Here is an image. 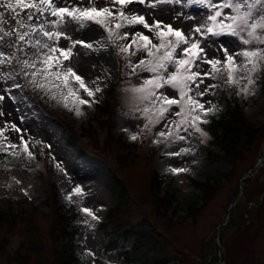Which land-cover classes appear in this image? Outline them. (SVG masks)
<instances>
[{"label": "rangeland", "instance_id": "1", "mask_svg": "<svg viewBox=\"0 0 264 264\" xmlns=\"http://www.w3.org/2000/svg\"><path fill=\"white\" fill-rule=\"evenodd\" d=\"M7 2L0 0V5ZM11 2L15 5V0ZM228 2L146 0L141 4L134 0L122 9L125 13L144 16L150 24L161 21L163 25L181 30L188 43L177 47L174 58H184L182 49L194 42L200 44L203 49L199 54L201 58L196 60L197 67H193L192 71L201 73L199 79L203 83L196 88L189 82L192 91L187 95L203 103L205 109L215 106V111L202 116L207 123L198 124L206 135H201L189 125H181L177 130L176 124L182 117L175 113L181 111L182 105H172L156 122L155 109L159 104L154 106L150 100L143 98L145 94L134 91L143 87L146 79H153L156 75L167 78L175 72L171 64L167 72L161 70L158 74L139 68L133 72L129 63L135 65L141 59L152 58L143 48L137 51L136 44L130 49L135 55L120 51V46L130 43L131 34L136 31L149 36L152 44L159 45L156 29L149 32L139 24L123 27L119 32L128 33L129 40H122L110 36L106 29L92 22H77L65 17L64 22L58 24V18L51 16L50 10L41 15L33 9L21 11L17 8L16 12L20 15L16 16L13 11L0 6V18L4 21L0 23V53L3 54L0 56V97H3L0 99V130L6 129L0 136V149L16 159L0 162V207H4L3 210L9 206L21 210L17 219L10 223H7L9 220H0V264H53L51 247L56 240L59 244L61 238L52 236L54 232L49 230L52 222L55 224L51 218L52 210L55 209L54 215L59 218L58 211L65 208L68 211L73 205L75 209L72 210L77 211L73 223L85 228L83 233L75 234L73 238V248L81 251L78 264H154L150 259V249L158 246L161 256L166 257V262L159 264H264V60L261 56L264 29L257 28L254 36H249L248 33L253 31L251 27L234 24L233 34L226 25L233 23L230 17L236 16L238 10L223 7ZM153 3L155 7L151 6ZM55 4L70 8L95 6L109 7L117 12L121 10V6L114 4L113 0H55ZM216 11H220L221 16L213 21L210 17ZM244 11L239 9V14ZM252 13L259 19L258 8L252 9ZM29 14L33 15L32 21L27 19ZM224 14L227 20H224ZM17 19L37 28L43 25L45 31L61 35L58 40L55 37L49 40L37 31L21 42L14 31L18 28ZM80 23L85 26L80 27ZM197 27L201 29L199 33L194 31ZM208 28H212V32H208ZM259 32H262L260 36ZM136 39L138 44L143 43L138 37ZM168 40L175 43L174 37H168ZM245 40L249 43L245 44ZM36 41L51 47L71 49L69 60L60 58L63 67L59 70L63 72L71 67L90 88L101 89L88 97L69 77V87L78 90L81 98L92 102L90 107L74 102L75 98L69 95L63 78L45 82L42 76L37 75L35 79L38 82L46 83L43 89L33 83L32 73L44 67L39 60L48 52L47 49L33 47ZM76 41H85L92 47H83L79 43L73 46ZM169 50L171 48L161 49L157 55ZM225 51L233 55L240 69L235 73L233 82L228 80L224 67ZM244 51H256L260 55L249 62L241 55ZM118 53L126 59L122 69L118 65ZM55 55L59 56V53ZM205 59L221 61L217 66L220 71H213L210 64L204 63ZM25 61L36 63V68L25 67ZM253 63L255 70H252ZM227 85L234 90L231 95L237 105L236 112L251 128L246 134L248 137L236 138V148L230 152L224 151L223 141L220 143L207 126L208 121L217 118L224 108L218 91L222 88L224 92ZM201 91L204 92L202 97L197 95ZM156 92L157 95L164 94L180 101L178 89L171 85L164 84ZM65 99L72 110L64 107ZM76 107L83 115L75 114ZM145 109L149 111L146 113ZM199 113L200 110H197L193 114ZM149 119L153 123H149ZM187 119L191 121V116ZM13 126L20 131H15ZM170 130L171 135H159ZM132 135H136L137 139H131ZM181 136L184 139L178 138ZM66 139L74 144L68 145ZM9 143L17 147L9 148ZM24 143L27 144V152L24 151ZM80 148L83 152L79 155ZM35 151L44 154L46 151L53 152L58 172L54 169L47 171L43 160L39 165L35 161L34 165H28L29 156ZM260 156L262 160L258 168L250 170L258 164ZM173 169L186 171L174 173ZM112 173L117 174L118 182L130 194L142 195L143 200L137 203L135 196L136 199L132 197L133 202L121 198L119 211L108 217L107 208L117 197L115 187L118 186L110 184ZM158 174L164 182L160 192L169 183L175 190L173 198L169 197L172 205L167 209L160 200L157 201L160 193L150 186L152 176ZM168 174L174 176L170 178ZM211 180L215 182L212 184ZM51 181L56 195L48 196V183ZM196 181H205V187L202 186V190L196 188L192 184ZM77 187L82 189V195L74 192ZM207 189L210 191L207 192ZM19 197L24 199L18 200ZM235 198L238 199V206L234 211L230 209L225 216ZM188 201L197 205L196 210H187ZM243 205V213L250 209V217L242 213L238 215ZM84 208L91 210L96 219L82 211ZM105 214L108 217L106 227L110 228L111 234L108 236L110 244L107 245L106 241H102V231L95 225L98 220L106 218ZM241 216L246 228L239 225ZM136 220L140 237L136 238L133 252L126 257L124 250L130 248L136 236L120 234L127 227L126 221ZM115 221L119 226L113 223ZM218 251L222 253V261L217 260Z\"/></svg>", "mask_w": 264, "mask_h": 264}, {"label": "snow or ice", "instance_id": "2", "mask_svg": "<svg viewBox=\"0 0 264 264\" xmlns=\"http://www.w3.org/2000/svg\"><path fill=\"white\" fill-rule=\"evenodd\" d=\"M135 2L143 4L146 2V0H135ZM172 2L178 3L179 0H172ZM198 2L204 3V0H198ZM113 3L120 5L121 10L117 12L109 7L97 8L95 6L85 8H70L68 6H57L55 4V0H38V2L37 0H31V2H26V0H15V5H13L11 0H8L6 4L0 6L6 7L7 9L13 11L16 16L20 15L19 12H16L17 8H19L21 11H24L25 9H33L36 12H39L41 15H43L46 11L50 10V15L58 18V24H62L65 20V17H68L71 20L77 22L88 21L100 25L108 31V34L110 36H115L117 39L122 40H129L128 33L121 34L119 32V29L123 27L135 26L139 24L142 25L149 32L153 31V29H156V36L160 40L159 45L152 44V41L149 36L144 35L139 31H136L131 34L130 43L120 46V51L122 53H128L129 55H135L136 53L130 52V49L132 48L133 44H136L137 51L143 48L145 51H147V55L152 58L150 60L141 59L135 65L129 63V67H131L133 72H136V70L139 68L142 71H148L154 74H158L161 70L167 72L169 64L175 67V72L171 73L167 78H165L163 75H156L153 79H146L144 81V86L134 89V91L145 94L143 98L150 100L154 106L157 103L159 104V107L155 109L156 122H158L159 119H162L164 117L165 113L169 111L172 105H182L181 111L175 113L176 115L182 117L179 123L176 124L177 130L180 128L181 125H189L191 127H194L197 132L201 133V135H206V133L202 131L198 124L207 123L206 120L202 119V116H207L209 112L215 111V106L209 109H205L203 103H200L194 97L187 95L189 92L192 91V88L189 86V82L191 84H194L196 88H199L200 84L203 83V80L199 79L201 77V73L198 71H192L193 67H197L196 60L201 58L199 54L203 51V49L200 47V44L198 42H194L190 45V47L182 49V55L184 58H174V53L176 52L177 47H179V45L181 44L188 43V39L181 30L173 29L171 25H163L161 21H154L150 24L144 16L138 15L133 12L125 13L122 9L128 4L133 3V0H113ZM151 6L155 7V3H153ZM223 7L235 8L238 10V14L236 16L230 17L233 23L226 25L228 29L232 30L233 34L235 33V29L233 28L234 24L237 26L243 25L245 27H251L253 31L248 33L249 36H254L255 30L257 28L264 29V0H229L228 3L223 5ZM254 8H258L259 19H256L253 16L252 9ZM239 9H245L242 15L239 14ZM220 16L221 12L216 11L215 14L210 17V19L215 21L217 17ZM27 19L28 21H32L33 15L29 14ZM114 21L116 22L113 23ZM0 23H4L2 18H0ZM16 24L18 25V28L14 29V31L17 35L18 40L21 42H24L26 40V37H28L30 34H35L37 31L42 32L43 36L47 37L49 40H52L54 37L58 40L61 35L60 33L45 31L43 25H41L39 28L32 26L31 24L26 23L22 19H17ZM84 26L85 25L83 23H80V27ZM25 28L29 29V31H20L21 29ZM113 29H115L116 31H113ZM164 29H166V31ZM194 31L199 33L201 29L197 27ZM207 31L212 32V28H208ZM10 34L11 33H6V35ZM137 37L141 42H143L142 44L137 43ZM168 37H174L175 43L169 41ZM243 42L245 44L249 43L248 40H245ZM76 43H79L83 47H92L91 44L85 41H76L74 42L73 46H75ZM32 46L37 47L38 49L48 50V52L44 54L39 60V63L42 64L44 67L38 68L35 72L32 73L33 83L36 84L37 87L43 89L46 87V81H49L50 79L60 80L61 78H63L62 82L65 87H68L69 95L75 98L74 102L78 105H88L90 107L92 102L81 98L78 90L69 87V77L73 78L74 81L79 84V88L83 89L84 93H86L88 97L94 96L95 93L100 92L101 89L99 87H96L94 90L90 88L86 84L84 78L81 75L77 74L76 71L71 67L67 68L63 72L59 70L63 67L60 58L62 57L63 60H69L72 57L71 49L51 47L49 44L43 43L41 41H36ZM168 48H171V50L165 51L162 55H157V53H159L161 49ZM56 53H59V56L55 55ZM225 55L226 60L224 61V67L228 72V80L230 82H233L235 80V73L240 69L236 65L233 55H229L227 51H225ZM241 55L249 62H252L253 58L259 56L260 53L256 51H244ZM0 56H3V54L0 53ZM24 63L25 67L36 68V63L30 64L28 61H25ZM204 63L210 64L213 68V71H220L217 66L220 65L222 62L219 60L205 59ZM53 68H56L57 70L52 71ZM252 70H255L254 63ZM37 75L42 76L43 81L45 82H38L35 79ZM204 75H207V73H205ZM198 79L199 82H197ZM251 82V79H249V83ZM164 84L171 85L172 87L178 89L180 94V101L169 98L167 95L164 94L157 95L156 90L163 87ZM244 91L247 92V88H245ZM186 95L187 100L185 101ZM197 95L202 97L204 95V92L201 91L197 93ZM153 97L155 98L154 100L152 99ZM53 98L55 99V97ZM0 99H3V97H0ZM165 105H167L168 107H165ZM188 106L191 107L188 108ZM64 107L69 108V110H72L69 107V104L67 103L66 99L64 102ZM197 110H200V113L193 114L196 113ZM144 111L147 113L149 109H145ZM75 114L77 116L83 115L79 107L75 108ZM189 115L191 116V121L187 119V116ZM149 123H153V121L149 119ZM13 128L17 132L20 131V129L16 128L15 126H13ZM5 130L6 129L0 130V136L3 135V131ZM184 130L187 131V128H185ZM171 134V130L167 134L163 131L159 133L161 137H166V135ZM178 138L184 139V137L182 136ZM5 139L7 138L5 137ZM21 139L23 140V138ZM131 139L135 140L137 139V136L132 135ZM7 147L15 148L17 147V145L9 143ZM24 151H28L26 143H24ZM172 171L174 173H179L181 171L186 170L173 169ZM74 192L80 195L83 194L82 189L79 187L75 188ZM82 211L92 216L93 219H96L95 215L91 212V210L84 208L82 209Z\"/></svg>", "mask_w": 264, "mask_h": 264}, {"label": "trees", "instance_id": "3", "mask_svg": "<svg viewBox=\"0 0 264 264\" xmlns=\"http://www.w3.org/2000/svg\"><path fill=\"white\" fill-rule=\"evenodd\" d=\"M263 83V90H264V80L262 81ZM230 86L227 85L226 87V90L223 92L222 91V88H220V90L218 91V94L222 96V102H223V106L224 108L222 109V111L220 112L219 116L217 118H215L214 120L212 121H208V128L211 132L212 135H216L219 140H220V143L223 141L224 143V151L225 152H230V151H233L236 147H235V140L238 136L240 137H248L246 134L248 132V130H250V126H248V122L245 123V121H243L241 119V117L239 116V114L236 112V103H234L232 101L233 97L231 95V93L233 94L234 93V90L229 88ZM221 91V92H220ZM206 124V123H205ZM2 154L0 153V159L4 160L2 158ZM113 177V180L112 182H116L117 184H119V182L117 181V179ZM153 178V177H152ZM151 183H153V185L155 186L156 184H158V180L156 181L155 177L153 178V181H151ZM205 185V184H204ZM200 183V189L202 190V186H204ZM211 186V185H209ZM205 187V186H204ZM207 192H209L210 190H206ZM165 200V201H164ZM164 201V202H163ZM160 202L163 203L164 207H168L170 205V198H161L160 199ZM120 204V202H118V205ZM239 203H237L236 205H234V207H232V211H234V209H236V207L238 206ZM245 206L243 205L242 206V210L240 209V211L238 212V215H241L244 214V215H248V217H250V209H248V212H245L243 213L245 210H244ZM189 209L191 211L192 210H196L195 207H193V205L191 204L189 206ZM12 214V213H10ZM10 214H4V211H1L0 210V220L1 219H6V216L5 215H10ZM59 215H61L60 213H58ZM110 214H111V211H110ZM64 220H68V221H64L62 219L61 222H63V226H62V231H60V235H66L67 239L66 241H64V244H61V247L60 249L58 250L57 249V252H55V256H54V259L57 261L55 262L56 264H74L73 262H75L76 258H74L71 254V250H69L68 248H66L65 246L67 247H70L71 244H70V241H71V238H72V230H69L67 228H65L66 225H71V222H69L70 220H72V218H69V216L67 217V215H63L61 216ZM241 222L239 223V225L245 227L243 224L245 222V220L243 219V217L241 216ZM72 226V225H71ZM73 227V226H72ZM70 228V226H69ZM246 228V227H245ZM127 231V230H126ZM128 231L131 232L130 228L128 229ZM142 238L144 237L143 235H141ZM150 252L152 253V259L155 260L156 262L159 263V261H164L166 257H163L161 256V252H160V246L158 247H155V248H152L150 249ZM159 255V256H158ZM155 256H158V257H155Z\"/></svg>", "mask_w": 264, "mask_h": 264}, {"label": "water", "instance_id": "4", "mask_svg": "<svg viewBox=\"0 0 264 264\" xmlns=\"http://www.w3.org/2000/svg\"><path fill=\"white\" fill-rule=\"evenodd\" d=\"M219 260L221 261V257L219 258Z\"/></svg>", "mask_w": 264, "mask_h": 264}]
</instances>
